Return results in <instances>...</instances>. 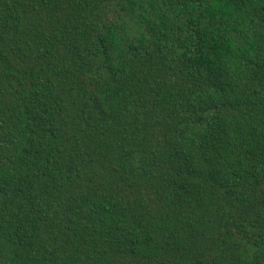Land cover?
I'll list each match as a JSON object with an SVG mask.
<instances>
[{"label": "trees", "instance_id": "1", "mask_svg": "<svg viewBox=\"0 0 264 264\" xmlns=\"http://www.w3.org/2000/svg\"><path fill=\"white\" fill-rule=\"evenodd\" d=\"M0 264H264V0H0Z\"/></svg>", "mask_w": 264, "mask_h": 264}]
</instances>
